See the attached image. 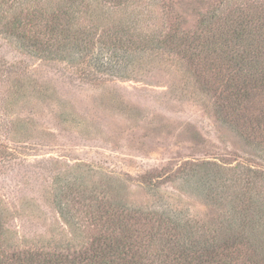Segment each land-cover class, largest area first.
<instances>
[{
  "label": "rangeland",
  "instance_id": "1",
  "mask_svg": "<svg viewBox=\"0 0 264 264\" xmlns=\"http://www.w3.org/2000/svg\"><path fill=\"white\" fill-rule=\"evenodd\" d=\"M22 3L0 0V21L24 17ZM225 3L150 0L132 13V35L115 43L117 11L108 25L95 20L91 44L64 60L53 47L51 58L22 48L0 26V212L17 247L89 244L101 230L92 205L103 199L210 222L212 169L264 167L222 123L209 77L184 54L151 48L154 36L199 33ZM91 5L94 17L105 9Z\"/></svg>",
  "mask_w": 264,
  "mask_h": 264
},
{
  "label": "trees",
  "instance_id": "2",
  "mask_svg": "<svg viewBox=\"0 0 264 264\" xmlns=\"http://www.w3.org/2000/svg\"><path fill=\"white\" fill-rule=\"evenodd\" d=\"M45 1L23 0L25 16L0 26L16 31L22 48L50 57L53 47L55 58L64 60L91 44L95 20L108 25L117 11L123 18L113 22L115 43L132 35V13L150 0H53L54 8ZM34 3L39 8L29 9ZM91 4L104 5L105 13L94 17ZM225 5L206 16L199 33L154 36L151 48L184 54L209 77L222 123L264 163V0H226ZM261 166L234 168L228 176L224 168L212 169L216 213L210 222L131 211L123 202L103 199L92 205L98 213L91 217L101 230L81 247L20 249L0 212V264H264Z\"/></svg>",
  "mask_w": 264,
  "mask_h": 264
}]
</instances>
